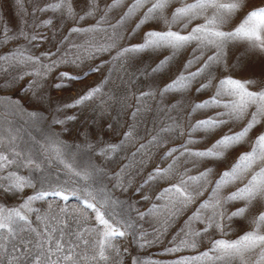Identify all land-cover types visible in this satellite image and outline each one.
Returning <instances> with one entry per match:
<instances>
[{"label": "rangeland", "instance_id": "obj_1", "mask_svg": "<svg viewBox=\"0 0 264 264\" xmlns=\"http://www.w3.org/2000/svg\"><path fill=\"white\" fill-rule=\"evenodd\" d=\"M57 2L58 0H0V41H3L5 36L12 37L6 42H0V57L5 58L0 59V98H3V103H0V136L7 137L9 133L16 135L20 149L30 148L34 161L41 165L39 170L17 167L16 164L4 169L0 175L6 176L9 172H15L31 180L35 188L26 187L22 193L15 194L0 189V205L9 208L18 206L41 187L46 190L58 178L60 181L66 179L64 171H60L63 165L55 161L50 164L40 148L47 140H53L62 147L64 159L77 170H99L93 187L101 186L112 199L121 201L122 204L117 206V210L122 208L125 218H130L129 222L133 228L126 237L114 242L120 248L121 255L116 257L112 253L113 259L109 260L108 264H132L133 257L140 259L144 264L150 262L174 264L182 256H194L206 251L211 247V240H235L250 231L252 225L249 221L264 212V201L254 202L243 218H233L228 222L230 230L226 235L222 236L215 229H209L196 249L167 253L164 250L173 246V237L185 226V221L193 216L203 201L208 199L212 185L208 186L203 195L174 216L167 226L163 223L165 219L163 210L168 204V199L158 200L157 196L163 189L177 184L180 173L185 169L188 170L189 176H197L211 167L213 172L210 179L214 183L220 174L231 169L241 154L252 150L256 138L264 133V120L248 133L243 142L229 148L219 160L195 162L180 156L179 151L173 153L171 157L165 156L169 150L179 149L190 138L200 141L188 144L190 149L210 148L224 135L241 131L250 119V114L243 120L229 121L212 132L191 131L197 121L214 116L217 111H223L222 108H208L192 112L193 105L209 99L215 92V87L197 94L195 91L199 86L197 82L185 92L160 95V90L183 70V65L191 56L194 45L183 49L163 71L155 74H152V68L171 54L170 49L140 53L120 61L113 59L118 48L141 43L144 32L150 29L167 30L163 23L153 21L143 26L135 35H129L148 5L120 29L124 39L110 52L95 54L93 58H88L81 49L79 54L84 56L82 63H60L51 71L45 72L42 65H50L60 57L75 59L77 48L72 47L73 44L87 47L88 40H92L93 43L103 41L104 33L80 34L70 30L95 25L104 14L103 9L112 0H96L97 12L83 20L79 17L89 10L90 0H68L76 14L72 19L66 18L61 10L48 7ZM186 2L190 3L191 0ZM131 3L132 0H124L121 7L113 9L108 14V23L115 24ZM180 6V0H173L166 9V15L170 18L172 12ZM260 6H264V0H244V5L223 26V30L231 31L248 12ZM208 14H211V10ZM202 23L203 18H199L192 21L187 29L182 30L181 24H177L173 25L172 30L187 34L196 24ZM20 52H23L24 56L33 57L36 62L17 63L11 57L13 53ZM225 52L228 68L220 66V70L216 72L217 80L213 81L214 85L219 79L231 75L234 79L255 80L258 86H264V53L250 50L246 42L230 44ZM208 54H211V51L206 53L205 59ZM93 67H99L100 70L90 71ZM197 67L199 64L193 65L188 71H195ZM36 72H40L41 75H35ZM62 72L80 78L65 80L60 75ZM85 72L88 73L87 76L83 75ZM201 81L206 82L205 78H201ZM61 83L64 86L56 87ZM258 86L249 87L250 90L257 91ZM96 87H99L100 91L91 99L74 107H65L74 104L76 99ZM142 92L155 94L138 100ZM173 105L177 107L173 108ZM253 110L249 109V113ZM31 113H36L40 119H35ZM68 117L74 119H67ZM55 119L64 122L57 124L54 123ZM177 124L179 128H176L175 132H161V129L175 127ZM181 130L183 135L180 134ZM129 132L131 136L126 138L125 134ZM153 137H158L160 142L149 144ZM142 144L146 146L143 149L140 148ZM110 145H116V150H108L105 153L104 150ZM4 151L7 152V149ZM174 157H179V160L174 161ZM169 165L174 166V171L168 179H154L144 183L154 169L158 167L167 169ZM260 166L262 165H253L252 171H259ZM45 178L46 182L42 185L41 180ZM250 178L251 171L243 182L237 181L223 188L221 196L242 187ZM3 183L6 185L8 181L5 180ZM82 186L83 182L78 181L71 187L79 191ZM145 196L148 199H143ZM47 200L50 201L52 198L49 197ZM65 203L69 211L80 207V202L74 197L67 202L60 201V206L63 207ZM154 206L157 211H150ZM243 206V201H234L225 207L230 213ZM31 207L39 215L48 211L46 201H34ZM140 213L143 214V218L138 215ZM28 215L35 220L33 213L30 212ZM192 226L196 230H201L205 224L196 221ZM260 230L264 232V225ZM133 231L136 234L135 238L132 235ZM145 233L148 239H154L155 234L159 233V239L148 247H138V243L143 242L141 238ZM124 249H127V252ZM255 259V254H251L248 264H252ZM98 264L104 262L100 261Z\"/></svg>", "mask_w": 264, "mask_h": 264}, {"label": "snow or ice", "instance_id": "obj_2", "mask_svg": "<svg viewBox=\"0 0 264 264\" xmlns=\"http://www.w3.org/2000/svg\"><path fill=\"white\" fill-rule=\"evenodd\" d=\"M123 3L124 0H112L103 9L104 14L95 25L70 30L80 34L104 33L102 42L93 43L92 40H88L86 41L87 47L73 44L72 47L77 48L75 59L69 60L67 56L60 57L59 60L52 61L50 65H42L45 72L51 71L60 63H82L84 56L79 54L81 49L88 58H93L95 54L110 52L116 48L120 40L124 39L120 29L131 17L148 5L147 10L129 35H135L143 26L153 21L163 23L167 30L150 29L144 32L141 43L118 48L113 59L120 61L140 53L170 49L171 54L165 56L152 68L151 72L155 74L163 71L183 49L194 45L191 56L183 65V70L160 90V95L185 92L197 82H199V86L195 89L197 94L215 87V92L209 99L193 105L192 112L208 108H222L223 111H217L214 116L197 121L191 131L212 132L229 121L243 120L249 114L250 119L241 131L224 135L210 148L190 149L188 144L200 142L190 138L179 149L169 150L165 156L171 157L173 153L179 151L180 156L195 162L221 159L229 148L243 142L248 133L264 120V86H258L257 81H241L229 75L219 79L215 85L213 84V81L217 80L216 72L220 70V66L228 68L225 49L230 44L246 42L250 50L264 53V6L251 10L235 28L225 31L223 26L240 10L244 5V0H191L190 3L180 0L181 6L172 12L170 18L166 15V9L173 3V0H132L120 19L115 24H109L108 14L113 9L121 7ZM48 7L61 10L68 19H72L76 15L68 0H58L57 3L50 4ZM41 10L43 11V9ZM97 10L96 0H90L89 10L79 19L83 20L86 17L94 16ZM209 10H211L210 15L208 14ZM199 18H203L204 23L196 24L187 34L172 30L173 25L177 24H181L182 30L187 29L192 21ZM11 38L5 36L0 42H6ZM93 39H95L94 36ZM209 51L211 54H208L205 59L204 57ZM49 55L52 54L49 53ZM11 58L17 63L36 62L33 57L24 56L23 52L13 53ZM0 59L5 58L0 57ZM196 64H199V67L195 71H188ZM99 70V67L90 69L92 72ZM87 74L85 72L83 75L87 76ZM35 75H41V73L36 72ZM60 75L65 80L80 78L67 72H62ZM201 78H205L206 82L201 81ZM252 85H257L259 90H250L249 86ZM62 86H64L63 83L56 85V87ZM99 91V87L90 89L85 95L76 99L74 104L65 107L82 104ZM154 94L153 92H142L137 99ZM0 103H3V98H0ZM172 107L177 106L173 105ZM249 109L254 110L249 113ZM31 115L37 120L40 119L36 113H31ZM67 119H74V117ZM63 122L59 119L54 120V123L57 124ZM176 128H179L178 124L175 127L163 128L161 132H175ZM180 134L183 135L182 130ZM130 136V132L125 134L126 138ZM159 142L158 137H153L149 144H158ZM145 147L143 144L140 145L141 149ZM5 148L7 152L4 151ZM40 148L50 164L55 161L63 165V169L60 171H64L66 179L60 181L58 178L46 190L41 187L39 191L28 196L18 206L9 208L0 205V264H98L100 261L108 264V261L113 259L112 253L119 257L121 255L120 248L114 242L126 237L133 225L129 222L130 218H125L122 208L117 210V206L122 204L121 201L112 199L103 187H93L99 170L89 171L74 168L64 159L62 147L56 141L47 140L45 144L40 145ZM116 148V145H110L104 151L107 153L108 150L115 151ZM178 160L179 157H174V161ZM262 162H264V133L256 138L252 150L241 154L231 169L220 174L219 179L214 183L210 179L213 172L211 167L206 168L197 176H189L187 169L180 173L179 182L163 189L157 196L158 200L168 199V204L164 206L163 210L165 226L197 197L203 195L209 185H212L211 192L208 199L200 204L193 216L185 221V226L173 237V246L164 251L175 253L183 249H196L209 229H215L222 236L226 235L230 230L228 222H231L233 218H243L254 202L264 201V163ZM13 164L33 170H39L41 167L34 161L31 149L21 150L18 137L9 133L7 137L0 136V173ZM253 165L262 166L259 167V171H252ZM173 171V165H169L167 169L158 167L149 174L148 180L144 183L154 179H168ZM249 171H251V178L243 183L242 187H237L230 194L221 196L223 188L235 184L237 181L243 182ZM46 179L41 180L42 185ZM5 180L8 181L6 185L3 183ZM78 181L83 182L79 191L71 187ZM26 187L35 188L31 180L19 176L15 172H9L6 176L0 175V189L5 192L22 193ZM49 197L52 200H47ZM73 197L80 202L78 209L69 211L66 203L63 207L60 206V201L67 202ZM143 199H148V197L145 196ZM34 201H46L48 211L43 215L37 214L36 210L31 207ZM234 201H243L244 206L229 213L225 206ZM150 211L157 210L154 206V209ZM30 212L35 215V220L29 217L28 213ZM138 215L143 218L142 213ZM196 221L204 223L205 227L201 230L194 229L192 225ZM249 223L252 225L251 230L237 239L211 240V247L206 251L199 252L194 256H182L174 264H248L251 254L256 256L252 264H264V232L260 230L264 225V212L254 217ZM132 235L135 238L134 231ZM141 239L143 242L138 243V247H148L159 239V233L155 234L154 239H148L147 233H145ZM124 251L127 252V249ZM132 264H144V262L133 257Z\"/></svg>", "mask_w": 264, "mask_h": 264}]
</instances>
